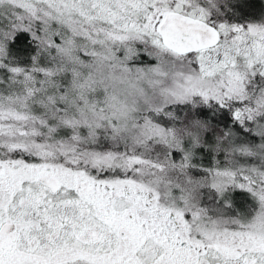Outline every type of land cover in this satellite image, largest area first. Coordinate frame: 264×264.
Instances as JSON below:
<instances>
[{
    "label": "snow or ice",
    "instance_id": "1",
    "mask_svg": "<svg viewBox=\"0 0 264 264\" xmlns=\"http://www.w3.org/2000/svg\"><path fill=\"white\" fill-rule=\"evenodd\" d=\"M0 264H264V0H0Z\"/></svg>",
    "mask_w": 264,
    "mask_h": 264
}]
</instances>
